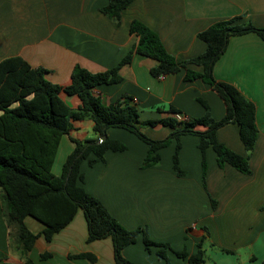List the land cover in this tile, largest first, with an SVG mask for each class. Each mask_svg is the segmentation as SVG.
Returning <instances> with one entry per match:
<instances>
[{
    "label": "crops",
    "instance_id": "1",
    "mask_svg": "<svg viewBox=\"0 0 264 264\" xmlns=\"http://www.w3.org/2000/svg\"><path fill=\"white\" fill-rule=\"evenodd\" d=\"M108 0H0V60L19 56L30 66L43 68L44 77L64 86L70 82L75 65L91 72L115 66L136 43L128 30L132 19L141 21L161 40L177 60L198 55L205 43L197 33L217 20L238 18L235 23H251L264 28V0H133L122 10L119 23L100 11ZM152 58L133 54L123 64L115 83L93 88L103 104L122 94L132 97L139 121L168 115L174 106L182 114L197 117L203 99L215 120L224 114V104L211 86L200 79H183L184 71L152 76ZM202 71V66L187 64ZM217 81L235 86L255 107L257 135L246 151L238 135V125L227 123L216 131L217 139L238 154L248 156L249 173L225 164L218 167L211 147L205 149L206 171L201 180V154L198 137L179 136L178 166L172 168L176 140L158 150L159 161L141 167L147 144L131 132L109 127V138L123 142L126 149L103 152V160L80 164L82 186L96 197L126 229L142 226L148 238L168 244L165 249L171 264H186L197 245L203 250V264H262L264 257V40L254 32L232 35L223 53L212 67ZM60 98L72 109L79 105L75 95L63 91ZM14 104H12L13 106ZM1 113V111H0ZM93 122L85 117L72 121L70 136L60 137L51 170L61 173L62 164L74 147L70 137L84 140L94 137ZM151 139L164 138L168 126L141 124ZM202 128V127H199ZM91 153L88 158H94ZM213 199L214 205L211 204ZM24 224L39 235L25 255L29 263L8 251V231L0 199V264H115L109 236L86 242L87 227L81 209L49 241L40 233L43 224L31 216ZM196 224V227H191ZM158 246L145 248L139 234L124 246L123 259L133 264H167L156 254ZM184 250L185 257L174 251ZM87 252L94 260L75 257ZM48 253L44 260H34Z\"/></svg>",
    "mask_w": 264,
    "mask_h": 264
},
{
    "label": "trees",
    "instance_id": "2",
    "mask_svg": "<svg viewBox=\"0 0 264 264\" xmlns=\"http://www.w3.org/2000/svg\"><path fill=\"white\" fill-rule=\"evenodd\" d=\"M132 1L108 0L100 11L119 23L122 10ZM236 19L238 18L217 20L199 31L197 37L205 43V49L184 60H177L167 52L154 31L141 21L132 19L128 30L137 36V41L115 66L91 72L75 65L70 74V82L64 86L50 82L44 77L45 69L30 66L19 56L0 60V199L7 228L10 230V227H14L11 230L15 232L17 247L24 255L39 235L26 227V216H31L44 225L40 233L49 241L55 232L72 219L77 209H81L87 227L86 242L109 236L113 244L115 264H133L123 259L120 251L133 243L139 234L146 249L151 245L158 246L156 254L165 259L167 264H171L165 255L168 244L150 240L145 227L124 228L96 197L85 191L80 164L84 160L88 165L98 159L103 160V152L107 149L125 150L123 142L111 139L106 134L107 128L117 127L132 132L147 144V153L141 167L157 163L158 150L175 139L172 168L177 175L183 174L178 166V140L180 135L192 134L198 137L203 184L207 147L214 151L218 167L228 164L242 173H249L248 156L236 153L216 137L218 128L227 123H236L239 139L244 149L250 151L257 135L254 104L235 86L217 81L212 75L213 64L225 50L230 36L254 32L264 40V28L251 23H235ZM133 54L156 61L149 69L152 76H165L183 70L184 80L200 79L209 84L223 101V116L218 120L212 118L209 106L201 98H197L204 107L201 116H187L174 106H169L167 116L142 122L139 121L137 108L128 94L124 93L108 104H103L99 96L93 93V88L99 84L118 82L121 79L119 68L129 63ZM187 64L202 66V71L189 69ZM61 91L77 96L79 105L75 109L70 108L60 98ZM178 113L184 118L177 119L175 114ZM85 117L93 122L94 137L84 140L70 137L74 147L62 164L61 173L54 174L51 166L60 137L64 134L70 136L72 121ZM141 124L168 126L170 132L164 138L151 139L140 130ZM101 136L105 138L97 142ZM91 153L94 158H88ZM210 202L214 205L215 201L210 198ZM174 253L179 257L186 256L184 250ZM48 255L41 254L42 257ZM74 256L94 260V256L87 252ZM25 261L30 262L26 258ZM186 264H203L200 245H197L194 254L187 257Z\"/></svg>",
    "mask_w": 264,
    "mask_h": 264
},
{
    "label": "rangeland",
    "instance_id": "3",
    "mask_svg": "<svg viewBox=\"0 0 264 264\" xmlns=\"http://www.w3.org/2000/svg\"><path fill=\"white\" fill-rule=\"evenodd\" d=\"M139 127H140V130H141V126L139 125ZM132 133V132H131ZM132 135L134 136V134L132 133ZM136 136V135H135ZM6 227H7V225H6ZM14 229V227H10V230L7 228V231L9 230L10 231V233L8 232V237H7V246H8V251H9V253L12 255V253L13 254H16L17 255V257H21L22 258V260L24 261V258H25V255L22 253V251H20L19 250V248L17 247V245H18V242H17V239H16V236H15V232L13 233L12 232V230L11 229ZM41 254H43V253H41ZM41 254H40V256H37L34 260H44V259H46V257H48V256H46V257H42L41 256ZM5 260L6 258H2V256H0V260ZM31 261V260H30ZM32 262V261H31Z\"/></svg>",
    "mask_w": 264,
    "mask_h": 264
},
{
    "label": "built area",
    "instance_id": "4",
    "mask_svg": "<svg viewBox=\"0 0 264 264\" xmlns=\"http://www.w3.org/2000/svg\"><path fill=\"white\" fill-rule=\"evenodd\" d=\"M175 117L177 118V119H182V118H184V116L182 115V114H180V113H178V114H175ZM191 227H196V224H192V226Z\"/></svg>",
    "mask_w": 264,
    "mask_h": 264
},
{
    "label": "water",
    "instance_id": "5",
    "mask_svg": "<svg viewBox=\"0 0 264 264\" xmlns=\"http://www.w3.org/2000/svg\"><path fill=\"white\" fill-rule=\"evenodd\" d=\"M104 138H105V136H101V137L98 139V141H97V142H99V141L103 140Z\"/></svg>",
    "mask_w": 264,
    "mask_h": 264
}]
</instances>
